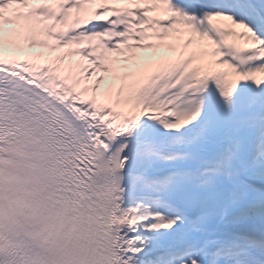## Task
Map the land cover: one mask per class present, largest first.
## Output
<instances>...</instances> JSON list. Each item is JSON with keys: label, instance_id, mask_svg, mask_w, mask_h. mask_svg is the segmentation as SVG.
Segmentation results:
<instances>
[{"label": "snow or ice", "instance_id": "snow-or-ice-1", "mask_svg": "<svg viewBox=\"0 0 264 264\" xmlns=\"http://www.w3.org/2000/svg\"><path fill=\"white\" fill-rule=\"evenodd\" d=\"M0 264H264V0H0Z\"/></svg>", "mask_w": 264, "mask_h": 264}]
</instances>
